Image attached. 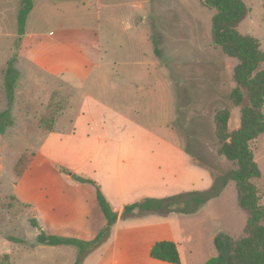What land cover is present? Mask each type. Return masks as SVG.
I'll use <instances>...</instances> for the list:
<instances>
[{
	"label": "rangeland",
	"instance_id": "374dc122",
	"mask_svg": "<svg viewBox=\"0 0 264 264\" xmlns=\"http://www.w3.org/2000/svg\"><path fill=\"white\" fill-rule=\"evenodd\" d=\"M20 1L0 0V255L8 254L10 264H145L150 259L148 244L163 238L177 244L180 264H204L218 254L215 236H241L248 214L238 204L236 185L233 181L218 184L233 165L217 154L213 116L216 108L230 105L236 61L212 42L215 9L201 0H32L20 26ZM243 2L248 14L238 30L256 37L264 51V0ZM20 29L39 33L47 43L58 36L63 39L61 46H34L35 56L26 64L14 60L20 75L13 77L6 68L16 55ZM95 37L100 41V57L87 50L93 63L99 62L95 69L110 68L115 59L119 64L114 68L144 82L143 89L128 94L127 133L135 126L153 132L181 150L204 179L197 183L194 173L195 183H188L191 177L175 155H169L168 164L163 156L154 178L145 179L152 183L123 188L125 205H143L146 198L184 201L192 194L199 199L170 212L145 211L141 205L134 208V216L120 213L107 237L92 247L95 243L90 241L106 226L97 202L99 187L66 177V169L55 174L42 156L51 154L62 164L56 153L67 124L58 117L54 124L53 120L63 110L66 96L58 90L62 74L45 68L38 53L41 48L54 53L55 48L59 55L65 54L63 62L71 70L85 69L91 61L67 54L73 55L75 41L88 47ZM68 42L71 48H65ZM237 114L232 108L231 128L237 126ZM50 128L52 133L46 132ZM251 149L260 171L252 183L264 206V133ZM99 191L111 208L118 206ZM108 194L119 199L115 192ZM129 232L136 235L126 238ZM49 236L66 241L38 246Z\"/></svg>",
	"mask_w": 264,
	"mask_h": 264
},
{
	"label": "crops",
	"instance_id": "0c3cea01",
	"mask_svg": "<svg viewBox=\"0 0 264 264\" xmlns=\"http://www.w3.org/2000/svg\"><path fill=\"white\" fill-rule=\"evenodd\" d=\"M74 5L76 6V3ZM60 28L62 30L63 27L60 26ZM38 34L37 32H22L20 34L15 61L17 59L26 64L27 61L33 60L35 56L34 46L36 47V45L45 44L46 46V44L50 45L52 43L61 46L62 44L63 37L58 36L47 43L43 42V39ZM98 40L99 38L95 37L90 42L92 46L88 47L83 41H75L73 43L74 49L72 48L74 51L73 55L67 54L75 59L91 61L90 66L85 69L71 70L63 62V55L65 54L59 55L58 50L55 48L54 51L57 52H50L53 57L48 53L41 52L42 50L47 51L45 48L39 50V58L43 57L45 60L43 66L49 69L51 73L62 74L58 90L66 96V103L63 110L56 115L54 122L58 117L64 119L67 124L61 130V138L59 135L56 153L62 164L56 163L54 158L50 156L51 154L44 153L42 156L45 160V165L50 170H54L55 174H61L62 169H66L67 171L69 170V172L65 173L68 178H71L72 174H76L89 179V186L99 187L108 200L113 204L117 203L118 206H113V210L118 213L117 223L120 220L122 208L126 203L123 188L137 187V185L131 183H152L146 182L145 179L152 180L154 178V173L163 164V156H165L164 160L167 163L171 161L169 155H175L178 164L185 167L191 177L188 183H195L192 179L194 173L199 181L197 183L202 182L204 173L195 170L188 163L187 156L181 150L170 143L162 141L153 132L140 126H135L132 132L127 133L129 132L128 127H130V117L124 108L128 106V94H130L131 89H143L145 87L144 82H140L137 78L131 76L128 73L129 71L114 68V65L119 64L118 58L116 59L117 62L115 59L111 60L110 64L112 67L110 68L95 69L99 62L94 60L93 63V58L89 56L87 50L95 52L97 55L96 59H98L100 57L97 49L100 42ZM65 45V48H71L70 42ZM47 55H50V57L46 60ZM69 70H71L72 74L63 73ZM91 75L93 78L89 79ZM72 81L77 82L75 86L71 85L72 83L74 84ZM87 81L90 84L87 85L85 83ZM52 131L53 128L46 130L49 133H52ZM205 178L208 182L207 175ZM109 192H115L119 199L108 196ZM47 234L50 235L51 233ZM124 235L126 238H131V236L136 234L129 232ZM161 239L157 241H162ZM157 241L153 240L148 244L149 253L151 246ZM38 246H42V244L39 243ZM113 250L115 251V247ZM149 258L148 260L145 259V264H172L153 259L150 254ZM136 264L144 263L139 262Z\"/></svg>",
	"mask_w": 264,
	"mask_h": 264
},
{
	"label": "trees",
	"instance_id": "16d2710c",
	"mask_svg": "<svg viewBox=\"0 0 264 264\" xmlns=\"http://www.w3.org/2000/svg\"><path fill=\"white\" fill-rule=\"evenodd\" d=\"M201 2L206 7L215 9L211 22L213 44L220 48L225 56L236 61L232 68L234 84L228 94L230 105L216 108L213 116L214 136L218 143L217 154L233 165L221 177L218 184L224 186L229 181H233L237 189L238 204L248 214L247 223L241 236L234 238L223 233L215 236L214 244L218 254L209 258L204 264H264V206L260 205V196L252 183V180L260 175V171L254 161L251 149V144L264 133V114L262 112L264 104V51L256 37L250 34H242L238 30L240 23L248 14V8L243 0H201ZM31 9L32 0L20 1L18 10L20 26L24 25L26 15ZM14 60L15 57L13 56L6 68V73L13 75V77L18 74L12 64ZM232 108L238 111L237 126L234 128L230 127ZM72 177L80 181L90 182L89 179L76 174H72ZM187 196H189V200L184 201L178 198L163 200L146 198L142 201L143 205L140 203L126 204L122 208L121 215L134 216V208L141 205L143 206L142 210L145 211H174L180 209L178 206L181 204L187 205L189 202H193L199 195ZM97 201L106 218V226L90 241L92 244L95 243L92 247L99 245L107 237L111 225L118 216L117 212L101 196L99 189H97ZM174 206L175 209H173ZM65 241L62 237L49 236L39 242L41 244L59 245ZM149 254L153 259L172 264L180 263L177 245L170 240L155 242L151 246ZM0 264H10L8 254L0 255Z\"/></svg>",
	"mask_w": 264,
	"mask_h": 264
}]
</instances>
